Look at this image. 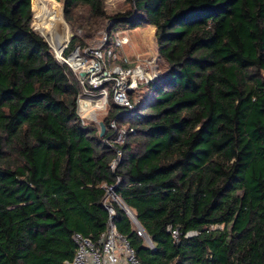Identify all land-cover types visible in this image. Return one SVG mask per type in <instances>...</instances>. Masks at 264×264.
<instances>
[{"label": "trees", "instance_id": "1", "mask_svg": "<svg viewBox=\"0 0 264 264\" xmlns=\"http://www.w3.org/2000/svg\"><path fill=\"white\" fill-rule=\"evenodd\" d=\"M57 1L73 30L113 20L105 47L155 25L165 66L133 110L110 93L106 125L129 127L112 168L114 131L79 115L77 74L32 27L37 1L0 0V264H67L75 233L107 228L105 184L154 243L112 202L142 264H264V0H125L114 15L106 0Z\"/></svg>", "mask_w": 264, "mask_h": 264}, {"label": "built area", "instance_id": "2", "mask_svg": "<svg viewBox=\"0 0 264 264\" xmlns=\"http://www.w3.org/2000/svg\"><path fill=\"white\" fill-rule=\"evenodd\" d=\"M107 37L105 33L98 45L85 47L83 50L78 46L68 57L62 58V63L68 64L77 74L82 86L83 92L77 98V108L84 121L91 116L97 123L99 122L97 110L108 109L110 93L116 104L130 110L145 103L153 96L148 84L161 74L158 56L137 55L131 58L123 52L125 46L130 44L126 31H116L114 44L110 47H105ZM73 54L79 59L76 66L69 62ZM81 71H86L85 77L80 76ZM108 130L114 131L113 138L108 140V143L117 148V157L110 161V166L115 168L122 156L118 146L124 143L129 127L118 125L112 120L107 126ZM104 187L106 189L104 205L110 214L107 228L97 240L75 233L73 239L76 243V252L67 264H142L127 237L118 231L114 223L115 209L112 202H117L126 211L138 235L144 238L149 247L153 248L154 243L134 211L115 192L114 186L105 184ZM170 230L177 238L178 230L172 227ZM196 234V231H190L187 236Z\"/></svg>", "mask_w": 264, "mask_h": 264}, {"label": "rangeland", "instance_id": "3", "mask_svg": "<svg viewBox=\"0 0 264 264\" xmlns=\"http://www.w3.org/2000/svg\"><path fill=\"white\" fill-rule=\"evenodd\" d=\"M58 3V7H59V10H60V7H61V10H62V14H63V18L65 19V16H64V11H63V6L64 4L60 1H57V0H54ZM35 3H36V0H35ZM31 5H33V0H32V3ZM127 8H129L128 4H126L125 0H106L105 1V9L106 11L108 12L109 15H114L118 12H122V11H125ZM32 12L34 13V17L32 15V27L33 29L42 34L44 36V38L48 41V38L45 36L43 30L41 29L39 23L37 22V17L41 14V9L40 7L38 8L37 7V14L35 16V9L34 7L32 8ZM113 21V20H112ZM65 22L67 23V25L69 26V30H70V33H74L75 37L73 39H71L69 41V43L65 46L64 48V52L66 51V49L68 48V46L70 45V43L76 38H80L82 41H85L87 43V46L86 47H90V46H94V45H98L99 42L102 40V38L104 37V34L107 33V26H110L112 25L113 22H111V19L108 20L106 23H105V27L102 28V29H99V30H96V31H92L90 29H87V28H80L78 30H73L72 27L70 26V24H68V22L66 21L65 19ZM129 28H123L121 30H124V31H127ZM130 38V37H129ZM130 43H131V40H130ZM130 47V44L125 46L123 52L128 54L129 57L133 58L137 55H140V56H144V57H148V56H158V64H159V68L160 70H162L165 66V63L163 60L160 59L159 55H158V52H157V47L151 49L150 51L148 52H138L136 54H133V51L129 48ZM56 57H58L56 51L53 49ZM63 52V53H64ZM123 53V54H124ZM109 110H110V102H109V106H108V109L106 111H103V110H97V117H98V121L100 120H105V117L108 115L109 113ZM86 122H93V123H97V121H95V119L91 118L90 117H87L85 119ZM125 126V125H124ZM127 127V126H126Z\"/></svg>", "mask_w": 264, "mask_h": 264}, {"label": "bare ground", "instance_id": "4", "mask_svg": "<svg viewBox=\"0 0 264 264\" xmlns=\"http://www.w3.org/2000/svg\"><path fill=\"white\" fill-rule=\"evenodd\" d=\"M41 14L37 17L41 29L52 48L56 51L59 57L64 56V48L71 40L69 26L61 16L58 3L54 0H36ZM34 17V13L32 14ZM69 62L76 66L79 64V59L76 54L70 56Z\"/></svg>", "mask_w": 264, "mask_h": 264}, {"label": "crops", "instance_id": "5", "mask_svg": "<svg viewBox=\"0 0 264 264\" xmlns=\"http://www.w3.org/2000/svg\"><path fill=\"white\" fill-rule=\"evenodd\" d=\"M156 31L157 28L155 25L128 29L126 33L130 37L131 43L129 48L133 51V54H136L139 51L148 52L151 49L157 47Z\"/></svg>", "mask_w": 264, "mask_h": 264}, {"label": "water", "instance_id": "6", "mask_svg": "<svg viewBox=\"0 0 264 264\" xmlns=\"http://www.w3.org/2000/svg\"><path fill=\"white\" fill-rule=\"evenodd\" d=\"M63 11H64V6H63ZM35 31V30H34ZM36 32V31H35ZM37 34H39L38 32H36ZM40 35V34H39ZM40 36H42V35H40ZM43 37V36H42ZM71 39H73L74 37H75V35H74V33H72L71 32ZM44 38V37H43ZM45 39V38H44ZM46 40V39H45ZM46 42L49 44V46L52 48V46L50 45V43L46 40ZM53 49V48H52ZM58 58V60L60 61V62H62V56L61 57H57ZM86 71H81L80 72V76L81 77H85L86 76ZM98 125H99V129H100V136H104L106 133H107V125H106V122H105V120H100L99 122H98Z\"/></svg>", "mask_w": 264, "mask_h": 264}]
</instances>
